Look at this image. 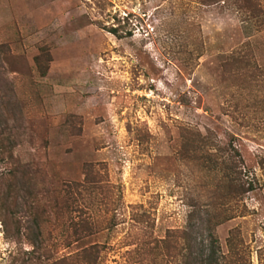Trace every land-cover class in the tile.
<instances>
[{"label":"rangeland","instance_id":"rangeland-1","mask_svg":"<svg viewBox=\"0 0 264 264\" xmlns=\"http://www.w3.org/2000/svg\"><path fill=\"white\" fill-rule=\"evenodd\" d=\"M119 24L131 35L106 29ZM42 48L52 56L45 75L34 62ZM238 49L253 56L236 77L224 62ZM180 125L238 146L259 182L244 216L216 223L218 175L177 160ZM0 138V173L8 159L33 162L38 187L53 190L81 182L92 163L121 189L122 222L113 229L65 246V229L45 228L54 259L100 242V264H150L148 245L186 229L198 253L213 234L221 260L233 230L245 263L264 262V25L234 10L194 0H0ZM19 193L21 236L5 237L0 224V264H45ZM92 198L72 216L104 227L111 212ZM156 251L155 264L170 263Z\"/></svg>","mask_w":264,"mask_h":264},{"label":"trees","instance_id":"trees-1","mask_svg":"<svg viewBox=\"0 0 264 264\" xmlns=\"http://www.w3.org/2000/svg\"><path fill=\"white\" fill-rule=\"evenodd\" d=\"M194 1L198 6L204 8L219 6L221 10H234L243 15L244 20L256 21L264 25V0ZM117 21L121 23L119 18ZM106 29L118 38L131 35L130 32L124 33L125 27L122 24L108 25ZM252 56V52L248 50L238 49L231 52L224 62L225 71L236 77L240 76L242 72L245 74L250 68ZM51 60L52 56L47 48H42L40 53L34 57L35 66L41 75L47 73ZM178 130V147L175 152L177 160L192 168L215 172L218 175L219 188L217 190L219 193L212 194L213 198H218L216 204L220 209L218 213L220 218L216 223H223L237 215L244 216L247 211L244 199L246 195L256 189L259 182L255 176L250 175L238 146L232 140L226 143L220 142L210 130L202 132L189 125H180ZM3 148H5L3 140L0 138V153ZM12 156L10 153V158ZM8 160L5 161L6 168L0 173V224L5 237L14 235L20 238L21 236L20 221L13 208L19 198V192L23 191L25 210L38 231L36 248L45 250L41 255L45 264H100L101 253L105 248V244L100 242L90 243L73 253L54 259L53 249H47L46 246L45 228L54 226L65 229V246H71L103 229H113L122 222L118 218L122 214L121 189L119 187L116 189L115 185H111L106 179L105 172L101 168H96V165L92 163L84 166L81 182L66 183L62 189L39 188L36 182V170L33 171V162L26 163L15 160L11 163ZM259 166L264 168L263 158H260ZM2 183L4 188H2ZM78 187H82V189H78ZM85 195L93 197L91 202L94 200V202L99 201L106 204L107 210L111 212L106 226L102 227L100 222H94L89 218H73L72 215L77 210L78 203ZM143 217L145 216L143 215ZM138 220L136 221L139 222ZM50 234L51 232L48 233V235ZM235 237L234 231L231 230L226 239L227 254L223 255L221 260L217 258L216 254L218 240L215 235L211 234L208 252L198 253L195 249L196 239L186 229H177L168 233L160 241H156L152 247L148 245L144 254L153 255L154 259L150 264H155L158 255L156 248L161 246L163 248L161 256L169 257L171 264H246L242 242H237ZM29 244L35 249L33 242L30 241ZM52 245L54 246L53 243ZM41 256L33 259L41 263ZM29 261L31 260L29 259Z\"/></svg>","mask_w":264,"mask_h":264}]
</instances>
